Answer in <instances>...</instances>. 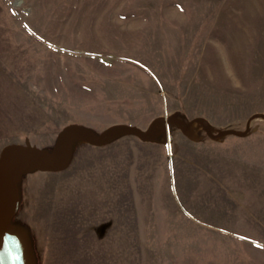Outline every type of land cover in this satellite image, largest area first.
Returning <instances> with one entry per match:
<instances>
[{
    "label": "rangeland",
    "instance_id": "1",
    "mask_svg": "<svg viewBox=\"0 0 264 264\" xmlns=\"http://www.w3.org/2000/svg\"><path fill=\"white\" fill-rule=\"evenodd\" d=\"M264 113V0H0V150L69 123ZM78 149L25 182L41 264H264V122Z\"/></svg>",
    "mask_w": 264,
    "mask_h": 264
},
{
    "label": "water",
    "instance_id": "2",
    "mask_svg": "<svg viewBox=\"0 0 264 264\" xmlns=\"http://www.w3.org/2000/svg\"><path fill=\"white\" fill-rule=\"evenodd\" d=\"M264 113H253L244 128L231 125L216 127L204 117L188 118L180 111L153 118L145 128L115 123L102 130L69 123L56 134L49 146L37 147L25 138L0 150V264H41L35 234L19 218L24 204L25 182L29 175L58 173L72 163L83 146L102 148L123 138L133 137L141 143L167 146L180 133L192 143H223L229 137L246 138L259 129Z\"/></svg>",
    "mask_w": 264,
    "mask_h": 264
}]
</instances>
